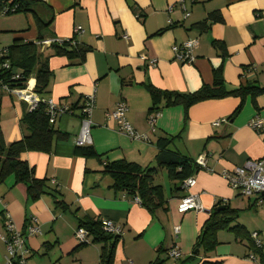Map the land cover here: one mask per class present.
I'll use <instances>...</instances> for the list:
<instances>
[{"label":"crops","instance_id":"1","mask_svg":"<svg viewBox=\"0 0 264 264\" xmlns=\"http://www.w3.org/2000/svg\"><path fill=\"white\" fill-rule=\"evenodd\" d=\"M37 1L39 17L52 22L43 31L44 40L70 39L80 26L84 32L77 36L78 42L90 51L80 64L72 65L63 57L48 61L52 78L46 98L71 107V113L57 119L54 128L69 138L57 143L51 154L22 155L34 168L35 176L48 181V193L38 201H29L26 186L16 185L13 178L0 185V234L5 233L7 215L22 231L28 220L36 217L42 234L27 238V264H101L102 252L114 240L80 246L74 235L81 222L109 219L124 230L113 244V264H190L185 261L194 255L195 264H262L264 201L259 204L256 199L240 196L222 173L249 160L264 159V131L258 133L249 126L257 115L264 119V94L257 97L256 104L247 97L241 112L232 120L228 119L241 102L233 97L197 104L187 116L182 106L164 107L152 132L148 125L152 102L147 87L192 93L204 84L212 85L213 70L222 65L229 89L249 83L264 87V0H184L187 12L178 6L181 0ZM169 6L174 9L168 11ZM212 14L222 22L213 21ZM204 22L208 29L202 28ZM4 24L0 20V48L38 44L40 33L34 15L21 16L7 28ZM161 30L164 32L158 34ZM190 39L199 41L195 62H176L172 47ZM220 44H224L225 51ZM39 45L40 53L52 55L51 49ZM150 59L157 60L155 66L150 65ZM35 82L31 79L29 85L35 88ZM91 95L96 100L92 148L99 157L83 158L75 153L76 137L82 107ZM120 102L127 105L128 120L138 133L148 137L147 141L132 140L114 122L107 121L106 113ZM27 110L25 102L0 88V127L7 145L23 138L20 120ZM220 119L228 123L215 127L214 122ZM167 136L176 137L168 150L196 161L201 156L206 158L207 170H197V183L190 191L200 199L204 208L201 212L178 213L188 192L172 182L165 169L159 171L154 184L164 188L168 209L154 213L135 198L115 191L111 177L103 173L107 163L120 160L154 166L159 152L157 141ZM57 200L63 201L66 209L56 206ZM227 205L238 211L236 223L227 231L217 232L214 250L196 253L202 227L217 206ZM235 226H240L243 233L230 230ZM254 232L260 234L262 249L254 247L250 238ZM174 248L181 252L180 259L169 256ZM0 252L6 257L7 248L1 239ZM253 254L256 262L249 259Z\"/></svg>","mask_w":264,"mask_h":264},{"label":"trees","instance_id":"2","mask_svg":"<svg viewBox=\"0 0 264 264\" xmlns=\"http://www.w3.org/2000/svg\"><path fill=\"white\" fill-rule=\"evenodd\" d=\"M9 3L12 7L17 6L14 14L32 13L35 16L40 33L38 44L46 41L44 40L43 31L52 22H44L39 17L36 7L40 2L37 0H0V8ZM9 15L13 14H8L7 16ZM210 18L213 21L222 22L221 18L216 14H212ZM202 28L208 29L209 26L204 22ZM163 32L161 30L158 34ZM38 44L35 42L18 43L8 48V55L0 58V64L7 62L10 64V69L1 68L0 65V88L6 85L11 88L25 89L28 82L31 79H35L34 91L38 96L45 99L48 95V88L52 78L48 65L49 59L51 57H63L68 59L72 65L75 63L80 64L84 61L87 52L90 51V48L81 46L76 35L70 39L52 43L48 47L52 50V55L49 56H44L40 53V45L38 46ZM219 47L222 51H225L224 44H220ZM14 69H17L18 79H13ZM147 89L152 102L149 113L161 111L164 107L182 106L187 116L191 107L206 101L222 100L230 97L240 99V105L228 120L234 119L241 112L247 97L250 96L253 104H256L257 97L264 94V87L256 86L252 83L237 89H229L223 77V65L213 70L212 85L204 84L200 89L192 93L182 94L162 91L153 86H148ZM20 127L24 132L23 138L9 145L5 143L0 127V185L9 178H13L16 185L23 184L26 186L28 200L36 202L44 194L48 193V181L46 179H38L35 176L34 168L22 159V155L28 152L51 154L57 143L66 141L69 137L67 133L56 130L54 125L50 124V117L47 114V108L44 103L39 104L34 110H27L20 120ZM175 139V136H167L157 141L159 152L152 167H142L137 163L126 160L107 163L103 173L111 177L113 181L112 188L117 192L125 193L131 198H138L140 204L151 213L158 209L167 211L164 188L154 184L155 177L159 171L165 169L168 178L182 187L183 182L201 168L196 160L168 150ZM75 153L83 158L99 157L92 146L76 147ZM55 204L66 209L63 201L57 200ZM219 208V206L215 208L202 227L194 251L202 250L208 253L214 250L218 244L217 232L229 229L230 225L237 220V210L230 208L228 205L225 206L224 210H219ZM27 227L28 224L23 230L24 234L27 231ZM80 227L90 232L91 236H93L94 244H106L114 240L111 246L108 249L105 248L101 255V264H113L115 249L113 244L117 243L121 237H113L104 233L100 222H81ZM230 230L238 234L243 233V229L240 226L232 227ZM196 257L197 255L192 256L185 263L195 264L194 259ZM154 264H164V262L158 261ZM203 264L214 263L204 262Z\"/></svg>","mask_w":264,"mask_h":264},{"label":"built area","instance_id":"3","mask_svg":"<svg viewBox=\"0 0 264 264\" xmlns=\"http://www.w3.org/2000/svg\"><path fill=\"white\" fill-rule=\"evenodd\" d=\"M178 6L185 12L187 7L184 0H181ZM173 6L168 7V11H172ZM17 10V6H11L10 3L0 8V16H7L8 14H14ZM188 16V14L186 15ZM84 30L78 26L75 29V35L83 34ZM125 39L128 36H124ZM59 42V40L48 39L42 43L43 46L49 47L52 43ZM199 45L198 39H190L182 44H176L172 47L174 54V60L184 65H192L195 60V50ZM8 55L7 48H0V58ZM143 60H147L146 57H142ZM151 66H155L156 59L149 60ZM1 68L10 69V64L5 62L0 64ZM18 73L13 74V79H18ZM29 83V82H28ZM2 90L8 94L16 97L18 100L25 102L28 105V110H34L39 104L44 103L47 108V114L50 117V124L54 125L61 116L71 113V107L55 102L52 98H41L35 91L34 87L28 86L25 89L11 88L6 85L2 86ZM96 106L95 95L89 96L82 107V114L80 118V129L76 137V147H89L92 146L91 128H92V114ZM128 107L124 102H120L117 106L106 113L107 121L114 122L119 131L129 137L132 140L147 141L146 135L138 133L133 125L130 123L127 117ZM161 116V111L149 113L148 125L152 132H155L156 123ZM228 123L227 119H220L214 122V126L218 127L221 124ZM249 126L256 132L262 133L264 131V119L259 115L255 116ZM201 169L207 170L206 158L201 156L196 161ZM222 176L228 182L230 188L235 192H238L240 196L248 199H256L259 204L264 201V159L261 160H249L243 166L235 167L232 170H227L222 173ZM197 181L195 176H191L185 180L182 187L188 194L182 198L179 206L178 213L184 215L191 211L201 212L204 210L198 196L190 193L195 187ZM135 201L140 203L138 198ZM27 231L24 234L22 230L16 228L11 218L7 215L5 233L0 234V239L4 242L7 248V255L5 257V264H27V259L30 255V250L27 246V238L31 236H37L42 234L39 220L36 217H31L28 220ZM101 228L104 233L113 237H122L124 230L122 226L115 223L112 220L106 219L100 222ZM176 236L179 234V227L175 228ZM76 238L80 246L93 245V237L90 232L85 228H78L75 232ZM251 240L254 247L259 250L263 248V241L258 232L251 234ZM169 256L175 260L182 257L181 252L174 248L169 252ZM249 259L253 262L257 261V257L253 254L249 256ZM264 264V261L263 263Z\"/></svg>","mask_w":264,"mask_h":264},{"label":"rangeland","instance_id":"4","mask_svg":"<svg viewBox=\"0 0 264 264\" xmlns=\"http://www.w3.org/2000/svg\"><path fill=\"white\" fill-rule=\"evenodd\" d=\"M28 14L33 15L32 13H28ZM28 14H26V13H18V14H13V15L5 16V17L0 16V18H3V19H0V20H3L6 23L4 25L7 28V27H9V25L11 24L12 21L16 20L17 18H20L21 16H26ZM41 18L43 19V21H45V20L47 21V19L46 18H43L42 15H41ZM28 86H30L29 83H28ZM158 179L161 180V176H159ZM240 218H242V219L245 218V214H242V216ZM234 223H236V221ZM234 223H232V224H234ZM0 232H2V231H0ZM3 255H4V253L2 254V252H0V264H5V262H4L5 257H3ZM34 258H36V256Z\"/></svg>","mask_w":264,"mask_h":264},{"label":"water","instance_id":"5","mask_svg":"<svg viewBox=\"0 0 264 264\" xmlns=\"http://www.w3.org/2000/svg\"><path fill=\"white\" fill-rule=\"evenodd\" d=\"M16 73H17V69H14L13 74L16 75ZM224 209H225L224 206L219 208V210H224ZM196 253H198V251Z\"/></svg>","mask_w":264,"mask_h":264},{"label":"bare ground","instance_id":"6","mask_svg":"<svg viewBox=\"0 0 264 264\" xmlns=\"http://www.w3.org/2000/svg\"><path fill=\"white\" fill-rule=\"evenodd\" d=\"M33 84V82H31Z\"/></svg>","mask_w":264,"mask_h":264}]
</instances>
